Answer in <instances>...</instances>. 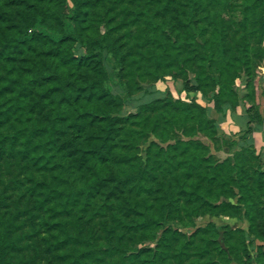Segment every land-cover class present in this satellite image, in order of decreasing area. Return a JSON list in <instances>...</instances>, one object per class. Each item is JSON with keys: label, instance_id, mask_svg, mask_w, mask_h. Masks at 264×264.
I'll use <instances>...</instances> for the list:
<instances>
[{"label": "trees", "instance_id": "16d2710c", "mask_svg": "<svg viewBox=\"0 0 264 264\" xmlns=\"http://www.w3.org/2000/svg\"><path fill=\"white\" fill-rule=\"evenodd\" d=\"M209 1H216L215 5L219 3L218 0ZM224 1L223 6L230 10L228 3L231 0ZM242 1L247 13L243 11L245 16L240 23L243 28L249 27L245 33L242 32L240 45L234 47L225 43L227 34L223 26L220 31L222 36L215 49L207 48V51L193 54V59L205 60L212 58L216 52V57L219 58V72L223 74L219 80L222 83L219 84L218 92H211L208 99L213 104V111L221 116L220 119L223 118L225 104H231L232 108L237 101L232 102L230 99L235 96L232 89L234 79L240 73L250 79L251 68L255 64L253 59H257V62L264 59V0ZM202 7L208 11L206 4ZM107 12L103 0H0V159L8 157L11 161L7 159V164L15 163L28 173L22 179L20 171L11 172V177L7 179L4 178L5 174L0 175V264H16L12 260V251L20 248L19 241L25 235V220L22 218L25 211L21 209L20 201L26 195H37L33 206L28 208V213L42 210L45 198L38 195L43 193L57 201H63V213L68 210L69 199L82 197L85 209V205L95 197L101 199V202L117 198V206L123 198L127 209L131 210L126 215L131 216L138 214V201L133 194L120 198L119 192H123L124 188L134 190L137 194H140L138 189L145 194H149L150 189L152 191V186L147 181L151 180L150 176L156 178L155 174L146 165L143 166L141 161L127 168L126 165L133 157L125 149L136 148V139L142 133L150 135L157 132L158 137H162L167 131L166 124L171 123L168 106L173 103L168 99L148 103L140 110L148 111L142 122L138 120L141 117L138 113L131 111L123 114L124 103L133 93L125 92V85L120 81L122 74L119 73L118 85L125 96L113 94L111 90L110 81L114 79L103 64V52L111 53L112 58L118 59L121 46L116 45L115 37L109 38L108 34H101L99 31ZM215 24L205 21L209 37L216 34L213 33L217 29ZM159 38L163 39L162 36ZM247 38H251L252 42ZM162 48L167 49L166 46ZM163 49L160 54L168 55ZM198 74L199 72L196 80L201 85L202 78ZM224 77L227 78L226 82ZM252 87L250 82H246L247 94L244 98L254 96ZM173 106L178 110L191 109L189 105L184 108H178L175 104ZM193 108L186 117L194 119L199 129L200 123L201 130L208 129L215 137L214 124L220 120L219 116L216 114L217 119L209 118L206 111L208 113L210 109L205 110L199 104L193 103ZM150 113H153L150 117L152 123L147 126L146 119ZM247 113L249 127L256 122L255 128H258L264 122V117H253L249 111ZM251 131L243 132L241 139L250 146L242 151L252 159L259 160V156L254 154ZM193 153L196 165L207 162L204 165L212 166L209 163L210 156H206L207 149ZM160 154L164 156L165 151L160 149ZM165 162L166 158L157 162L162 171L168 169ZM171 165L175 167L174 164ZM164 176L165 173L161 177ZM159 184L161 186L160 181ZM41 187H45V190ZM237 187L242 195L238 202L243 201L242 204L247 208L249 232L255 239L264 241V225H261L262 231H257L256 227L260 224L257 216L250 211L251 208H257L256 200L264 204L262 167H256L250 184H237ZM191 195L192 192H188L186 199L190 200ZM250 196L258 199L251 200ZM8 199L9 204L6 202ZM207 200L213 201L209 198ZM141 201L148 207L149 196ZM178 202L179 200L173 199L171 205ZM99 208L100 206L91 212V216L100 214ZM160 212L157 208V214ZM151 213L157 215L153 210ZM141 215V219L132 216L128 223L122 224L123 228L130 230L128 232L131 239L135 238L136 232L146 238L153 234L151 225L156 224V220L144 210ZM60 219L55 223L50 220L40 222L48 231L53 226L61 225L51 235L54 242L49 237H43L48 247L63 245L69 239L84 243L79 250L80 255L90 257L92 264H95L97 254H112L126 249V243L121 242L124 232L116 234L112 227H106L105 222L104 241L96 242L97 238H90L77 231L69 234L67 222ZM38 223L36 225L39 226ZM27 233L34 235L37 229L33 228ZM225 233L228 240L231 231L227 230ZM237 233L242 235V239H246L243 230H237ZM256 252L255 263L264 264V250L256 247ZM245 257L248 264H251L248 251ZM73 263L71 261L67 264Z\"/></svg>", "mask_w": 264, "mask_h": 264}, {"label": "rangeland", "instance_id": "374dc122", "mask_svg": "<svg viewBox=\"0 0 264 264\" xmlns=\"http://www.w3.org/2000/svg\"><path fill=\"white\" fill-rule=\"evenodd\" d=\"M218 1L215 5L216 1L209 0H103L108 12L99 31L101 34H108L109 38L115 37L116 45L121 46L118 59L112 58L111 53L103 52V64L114 79L110 81L111 90L113 94L125 96L118 85L119 73L122 74L120 81L125 85V92L133 93L124 103L123 114L131 111L138 113L141 116L138 120L142 122L148 111L140 112L141 108L150 102L168 99L178 108L189 105L192 109L193 103L199 104L205 110L210 109L208 113L206 111L209 118H218L219 115L213 111V104L208 98L211 92H218L219 84L222 83L219 80L223 77L219 72V58L216 57V52L212 58L205 60L193 59V54L207 51V48L215 49L222 36L220 31L223 26L227 34L225 43L237 47L240 45L242 32L245 33L249 27L248 25L243 28L240 23L244 20L243 11L247 13L244 1L231 0L228 3L230 10L223 6L224 0ZM204 4L207 5L208 11L202 7ZM205 21L216 23L217 29L213 31L216 34L208 36L209 28L206 27ZM160 36L163 37L162 40ZM247 39L252 42L251 38ZM163 46L167 49H163ZM161 48L166 50L168 55L160 54ZM253 61L255 64L251 68L250 79L243 73L234 79L232 89L235 96L230 99L232 102L237 101L232 108L231 104H225L223 118L220 119L219 116L220 120L214 124L215 137L208 129L201 130L200 123L199 129L194 119L189 120L186 117L191 109L178 110L173 108L172 104L168 106L171 123L166 124L167 131L162 137H158L157 132L150 135L142 133L136 139V148L125 149L133 157L126 165L127 168L141 161L143 166L150 168L156 176H150L151 180L147 181V184L152 186L149 194H145L141 189H138L140 194H137L128 188L118 194L120 198L133 194L138 201V214L126 215L130 214L131 210L127 209L123 198L117 206V198L101 202V199L96 197L85 205V209L82 197L69 199L66 208L68 210L63 213V201H57L56 198L43 193L38 195L45 198L42 210L28 213L27 210L33 206L34 197L37 195L33 193L32 197H21V209L25 211L22 217L25 220V235L19 241L20 248L12 251L13 262L67 264L74 261L73 264H92L90 257L80 255L79 250L83 248L84 243L69 239L63 245L46 246L43 237H49L50 241L54 242L51 235L61 228V225L53 226L48 231L40 222L50 220L55 223L61 218V221L67 222L69 234L77 231L90 238H97L96 242L104 241V222L106 227H112L116 234L124 232L121 242L126 243V249L112 254H97L95 264H248L246 251L251 256V264H256V247L264 250V241L255 239L250 234L247 208L242 204L243 201L238 202L242 195L237 187V184H250L254 178V170L259 165L264 170V145L260 149L253 141L254 154L259 156V160L252 159L242 151L250 146L241 139L243 132L252 130L253 134L261 129L255 128L256 122L251 123V127L248 126L247 111L250 115L253 114V117H264V59L260 62H257V59ZM197 72L202 78L201 85L196 80ZM207 76L209 77L206 78ZM224 80L226 82L227 78L224 77ZM246 82L253 86L254 96L250 99L244 98L247 94ZM152 115L153 113H150L146 119L147 126L152 123ZM227 115L239 128L236 133L229 134L222 128L221 124L225 122ZM159 148L165 151L164 156L160 154ZM205 149L208 150L206 156H210L209 163L212 166L204 165L208 164L207 162L195 164L193 151ZM165 158L168 169L162 171L157 162ZM7 159L9 158L0 159L1 176L5 174L4 178L7 179L11 177V172L17 171L21 172V179L28 175L17 164H7ZM228 159L230 160L227 161ZM163 173L165 176L162 178ZM27 183L32 184L31 181ZM41 188L45 190V187ZM188 192H192L190 200L186 199ZM253 194L256 195V192ZM147 196L148 207L141 201ZM207 198L214 202L208 201ZM250 198L258 199L255 196ZM173 199L179 202L171 205ZM6 202L9 204V199ZM255 204L257 208H251L250 211L257 216L260 224L256 230L262 231L264 204L259 200H256ZM98 206L100 214L91 216V212ZM149 208L155 211V214L157 208L161 212L153 215ZM143 210L156 220V224L151 225L153 234L146 238L136 232L135 238L131 239L128 232L130 230L123 228L122 224L128 223L132 216L141 219ZM37 222L39 226L36 225ZM77 223L78 226H75ZM33 228L37 229V233L28 234L27 231L30 232ZM227 230L231 231L228 240L225 238ZM237 230H243L246 239H242Z\"/></svg>", "mask_w": 264, "mask_h": 264}, {"label": "crops", "instance_id": "0c3cea01", "mask_svg": "<svg viewBox=\"0 0 264 264\" xmlns=\"http://www.w3.org/2000/svg\"><path fill=\"white\" fill-rule=\"evenodd\" d=\"M222 128L229 134H232V132L236 133L239 128L235 125V123L231 120L230 116L227 115L225 122L221 124ZM257 126V125H256ZM259 127L261 128L259 131H254V133L251 135L252 140L254 141L256 147H259L261 149V146L264 145L263 137H264V124H259ZM258 127V128H259Z\"/></svg>", "mask_w": 264, "mask_h": 264}]
</instances>
